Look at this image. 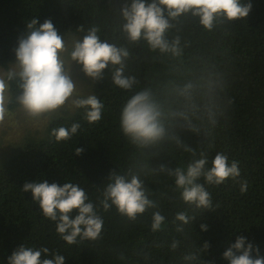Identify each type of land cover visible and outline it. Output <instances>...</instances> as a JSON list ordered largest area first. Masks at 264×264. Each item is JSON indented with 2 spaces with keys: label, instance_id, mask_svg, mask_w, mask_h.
Instances as JSON below:
<instances>
[{
  "label": "trees",
  "instance_id": "obj_1",
  "mask_svg": "<svg viewBox=\"0 0 264 264\" xmlns=\"http://www.w3.org/2000/svg\"><path fill=\"white\" fill-rule=\"evenodd\" d=\"M132 0H0V67L7 69L16 60L18 40L26 34L27 23L38 21L37 27L50 19L61 36L84 37L91 26L100 28L101 40L125 44L119 32L121 9ZM151 3V0H146ZM251 3L247 17L217 23L205 30L198 19L182 17L169 33L181 37L184 55L173 61L158 52H151L141 41L129 45L132 58L126 74L135 75L139 85L161 86L168 81H193L202 86L188 102L203 104L208 81L223 78L217 123L197 120L194 131L182 118L168 130L186 147L183 151L174 140H164L143 150L132 145L120 128L121 110L133 92L113 85L109 65L103 78L96 80L94 95L104 105L98 123H89L84 109H75L54 117L42 135L28 136L16 151L0 165V264L22 244L39 249L47 247L52 254L65 257V264H229L223 253L237 237H245L264 257V0H241ZM83 32H77L80 27ZM17 96L15 82L8 93ZM163 98V91H161ZM171 99H174L172 97ZM180 105H184L181 100ZM10 112L20 109L15 102ZM81 125L68 141L57 142L53 128ZM76 148L83 152L75 154ZM144 151V152H143ZM203 152L207 167L217 153L238 162L240 177L229 178L221 185L198 181L211 194V209L190 207L181 199L175 178L166 173L152 172L166 165L186 169ZM145 153V154H144ZM148 165L140 172L148 198L158 205L130 221L115 207L104 211L100 201L112 172L126 174L129 168ZM55 182L60 186L71 182L83 188L104 221L96 240H80L67 244L56 231V222L46 218L34 201L32 193L23 192L26 182ZM247 180L248 189L240 191V181ZM160 211L166 222L160 231L152 232V213ZM177 212L195 216L191 224L176 232L173 223ZM75 214V213H74ZM73 214V215H74ZM177 224L179 222H176ZM205 225L207 230H202ZM180 246L172 250L173 240ZM205 243L207 248L203 246ZM188 254H199L196 261H185ZM255 258L256 252L253 251ZM43 258V256H42ZM48 258H53L51 255Z\"/></svg>",
  "mask_w": 264,
  "mask_h": 264
},
{
  "label": "clouds",
  "instance_id": "obj_2",
  "mask_svg": "<svg viewBox=\"0 0 264 264\" xmlns=\"http://www.w3.org/2000/svg\"><path fill=\"white\" fill-rule=\"evenodd\" d=\"M251 7V3L244 4L241 0H151V3L132 0L130 5L121 9L119 18V32L125 44L101 40L98 26L89 27L82 41L76 37L68 40L58 34L50 19L37 27L38 21L33 18L27 23L26 34L18 40L15 62L7 69L0 70V123L4 122L9 113L8 106L13 102L29 117L36 119L51 116L69 107L84 109L86 120L98 123L104 105L96 95L78 94L79 89L70 74V63L75 61L82 65V71L93 81L102 79L103 71L110 65L113 85L133 92L121 110L119 121L121 131L129 142L143 150L166 139L174 140L183 151L195 156L193 148L184 146L177 137L169 135L168 130L178 118H182L194 132L197 120L207 119L214 126L223 90L222 76L208 81L202 98L204 103H193L189 110L188 102L193 100L197 89L202 87L193 81L183 84L168 81L162 88L149 85L134 91L140 82L135 75L126 74L127 62L132 58L129 45L143 41L151 52L180 61L184 55L181 37L175 35L170 38L169 33L176 28L182 17L196 18L205 30L211 31L217 23L247 17ZM76 31L83 32L84 27L80 26ZM12 82L20 91L15 97L8 94ZM181 100L185 102L183 106L179 103ZM80 127L79 123H73L70 128H53L51 135L57 142L68 141ZM82 152V148L75 150L77 155ZM211 164L208 168V158L201 152L200 158L190 162L186 169L176 167L172 170L161 165L159 169L151 168V171L174 177L183 202L203 211L213 206L210 192L198 182L201 177L207 184L218 186L229 178L237 180L241 174L238 162L232 161L229 164L228 157L223 153H217ZM146 167L148 165L135 166V170L129 168L123 175L111 173L100 201L104 211L115 207L120 215L135 221L139 215L158 207L155 201L148 198L147 188L140 178V172ZM247 189V180L240 181L241 193ZM22 191L32 193L42 214L56 222V231L67 244H76L78 238L96 240L100 237L104 221L79 185L67 182L60 186L44 180L26 182ZM194 218L186 212H177L173 221L176 224L175 231L182 233L184 226L191 224ZM151 219L152 232L160 231L166 222L160 211H154ZM201 229L207 230L205 225H201ZM245 245L246 238L237 237L236 242L230 244L223 253L224 259L229 264H264L259 249H254L251 243ZM179 246L180 241L174 239L170 247L175 250ZM207 246L205 243L203 247ZM253 251L256 252L255 258ZM50 255L53 258H48ZM183 259L196 261L199 254H188ZM8 264H65V257L50 253L47 247L33 249L22 244L8 258Z\"/></svg>",
  "mask_w": 264,
  "mask_h": 264
},
{
  "label": "rangeland",
  "instance_id": "obj_3",
  "mask_svg": "<svg viewBox=\"0 0 264 264\" xmlns=\"http://www.w3.org/2000/svg\"><path fill=\"white\" fill-rule=\"evenodd\" d=\"M75 37L81 41L83 39L82 37L75 35H70L65 38L71 40ZM0 70L4 69L0 67ZM70 74L79 89L78 94L85 96L94 95L95 81L82 71V65L72 61L70 63ZM74 111L75 108L65 107L51 116L39 119L29 117L21 108L15 112L9 111L4 122L0 123V165L21 146L28 136L34 133L42 135L47 125L54 117L61 116L66 112L72 113Z\"/></svg>",
  "mask_w": 264,
  "mask_h": 264
}]
</instances>
